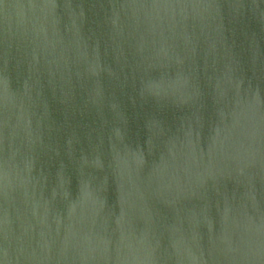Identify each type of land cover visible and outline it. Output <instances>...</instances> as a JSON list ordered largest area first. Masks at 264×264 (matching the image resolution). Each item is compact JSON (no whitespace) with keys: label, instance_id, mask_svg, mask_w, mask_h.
I'll return each instance as SVG.
<instances>
[{"label":"water","instance_id":"obj_1","mask_svg":"<svg viewBox=\"0 0 264 264\" xmlns=\"http://www.w3.org/2000/svg\"><path fill=\"white\" fill-rule=\"evenodd\" d=\"M0 264H264V0H0Z\"/></svg>","mask_w":264,"mask_h":264}]
</instances>
